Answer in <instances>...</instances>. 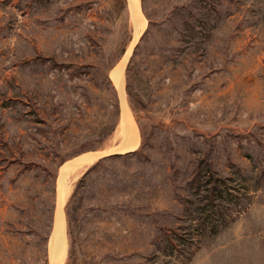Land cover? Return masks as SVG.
I'll list each match as a JSON object with an SVG mask.
<instances>
[{
    "label": "rangeland",
    "instance_id": "rangeland-1",
    "mask_svg": "<svg viewBox=\"0 0 264 264\" xmlns=\"http://www.w3.org/2000/svg\"><path fill=\"white\" fill-rule=\"evenodd\" d=\"M139 2V144L66 177L52 264H264V0ZM134 32L129 0H0V264H51L61 165L124 144Z\"/></svg>",
    "mask_w": 264,
    "mask_h": 264
},
{
    "label": "bare ground",
    "instance_id": "bare-ground-1",
    "mask_svg": "<svg viewBox=\"0 0 264 264\" xmlns=\"http://www.w3.org/2000/svg\"><path fill=\"white\" fill-rule=\"evenodd\" d=\"M130 6L132 9V15L135 23V32L133 40L131 41L127 51L124 53L123 57L119 61V63L111 70L110 77L112 78L121 98V106H122V116L123 121L126 125L124 131V144L121 147H117L116 149H111L108 152L105 150H97L91 151L88 153H83L74 157L71 160L63 163L60 169V174L58 176L57 181V209L55 215V227L53 229L51 238H50V263L60 262L66 253V223H65V214L63 210L64 205V196H65V180L67 176H71L72 174L77 175L79 172L86 168V166L92 162H95L101 156L108 154L113 151H127L131 150L139 144V133L138 128L135 121L130 116L129 105L125 99L124 92V82H123V72L128 60L129 55L131 54V50L135 43L138 40L139 35L144 30L147 24V18L143 14L140 8L139 0H129ZM67 194V192H66Z\"/></svg>",
    "mask_w": 264,
    "mask_h": 264
},
{
    "label": "water",
    "instance_id": "water-1",
    "mask_svg": "<svg viewBox=\"0 0 264 264\" xmlns=\"http://www.w3.org/2000/svg\"><path fill=\"white\" fill-rule=\"evenodd\" d=\"M61 169V168H60ZM60 169H59V174H60ZM54 227H55V220H54ZM54 227H53V229H54Z\"/></svg>",
    "mask_w": 264,
    "mask_h": 264
},
{
    "label": "trees",
    "instance_id": "trees-1",
    "mask_svg": "<svg viewBox=\"0 0 264 264\" xmlns=\"http://www.w3.org/2000/svg\"><path fill=\"white\" fill-rule=\"evenodd\" d=\"M113 155H116V154H113ZM110 156H112V155H110ZM89 171V170H88ZM88 171L85 173V175L88 173Z\"/></svg>",
    "mask_w": 264,
    "mask_h": 264
}]
</instances>
